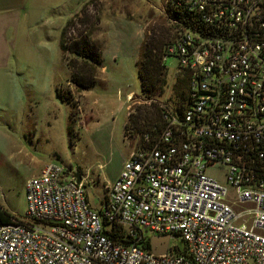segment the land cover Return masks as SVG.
<instances>
[{"label": "built area", "instance_id": "built-area-1", "mask_svg": "<svg viewBox=\"0 0 264 264\" xmlns=\"http://www.w3.org/2000/svg\"><path fill=\"white\" fill-rule=\"evenodd\" d=\"M166 13L162 59H178L182 93L150 100L159 115L99 209L76 170L30 178L26 214L0 223V264H264V0H167ZM151 236H169L167 252Z\"/></svg>", "mask_w": 264, "mask_h": 264}, {"label": "rangeland", "instance_id": "rangeland-1", "mask_svg": "<svg viewBox=\"0 0 264 264\" xmlns=\"http://www.w3.org/2000/svg\"><path fill=\"white\" fill-rule=\"evenodd\" d=\"M16 5L0 11L1 18L11 19L3 21L2 31L12 41L17 64L11 83L1 77L0 205L21 219L27 211L26 182L55 163L87 176L88 201L99 209L107 180L153 120L150 100L169 98L174 91L175 57L167 58L165 84L155 93L144 92L138 76L145 42L161 49L171 38L167 0H18ZM82 34L98 45L103 58L97 82L87 91L70 82L72 58L61 49L62 35ZM130 123L135 131L127 135Z\"/></svg>", "mask_w": 264, "mask_h": 264}, {"label": "trees", "instance_id": "trees-1", "mask_svg": "<svg viewBox=\"0 0 264 264\" xmlns=\"http://www.w3.org/2000/svg\"><path fill=\"white\" fill-rule=\"evenodd\" d=\"M84 7L82 8V12ZM74 18L76 19L77 17ZM76 21H78V19H76ZM79 22L82 23L83 20L80 19ZM71 23H73L72 18L67 22L64 29L70 26ZM62 36L61 49L64 54H69L72 58L67 62L71 71L70 82L76 86L77 90L87 91L97 82L96 72H98V69H100L103 64L101 49H99L98 45L91 41L88 36L83 34L71 39H67L65 35ZM163 46L161 49H152L151 47L148 48L145 42L141 48L139 59L137 61L140 66L138 76L141 81L142 90L149 94L155 93L165 84L163 76L165 75L164 71H166L167 68L162 59ZM78 63L80 66L76 68V64ZM185 85L186 78H180L178 76L174 86L175 92L182 93ZM57 96L60 97L59 92L57 93ZM151 114L154 116L153 120L158 117L159 113L155 106H153V112ZM147 125L148 123L145 126ZM130 126L131 123L128 125V128ZM12 219L17 218L4 209V207L0 206V223H11ZM149 241L150 237L145 242L146 248L150 247Z\"/></svg>", "mask_w": 264, "mask_h": 264}, {"label": "crops", "instance_id": "crops-1", "mask_svg": "<svg viewBox=\"0 0 264 264\" xmlns=\"http://www.w3.org/2000/svg\"><path fill=\"white\" fill-rule=\"evenodd\" d=\"M13 1H15L14 4H13ZM17 1L18 0H0V11L2 10L3 7H14L15 9H17V5H16ZM7 10H9V9H7ZM81 11H82V9H81ZM13 12H14V10H12V13ZM4 18L5 19L1 18V15H0V89L2 88L1 85L3 83V78H1V77H4L6 75L9 82L11 83L12 79L10 77H12L13 71L17 68V64L15 63V59H14L15 54H14V51L12 50L13 49L12 41L10 40V37L7 36V33L3 34V31H2V27L4 25H6V24L3 25V21L8 19L10 22L11 19L9 16H5ZM67 22L68 21L65 20V24L63 27L66 26ZM9 98H10L11 103H13V101H16V99L13 97L12 93L10 94ZM0 107L3 108L1 95H0ZM2 134H3V128L0 127V136ZM4 137H5V139H7V141L9 140V134L5 133ZM19 149L21 150V148H19ZM31 162L34 163L33 159H31ZM40 168H41V166L39 167V169ZM39 169H38V172L41 170V169L40 170ZM121 169H122V167L120 168V170L117 174H115L113 177H111L110 180H107V183L105 184V186L110 185L117 180V178L119 177V174L121 172ZM0 206H2V205H0Z\"/></svg>", "mask_w": 264, "mask_h": 264}, {"label": "water", "instance_id": "water-1", "mask_svg": "<svg viewBox=\"0 0 264 264\" xmlns=\"http://www.w3.org/2000/svg\"><path fill=\"white\" fill-rule=\"evenodd\" d=\"M77 180L80 181L81 177L80 175H76ZM170 242V237L169 236H151L149 245H150V250L155 253V254H163L167 252L168 245Z\"/></svg>", "mask_w": 264, "mask_h": 264}]
</instances>
